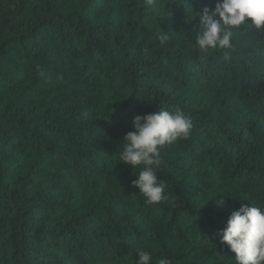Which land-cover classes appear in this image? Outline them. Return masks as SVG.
I'll return each instance as SVG.
<instances>
[{
	"label": "trees",
	"instance_id": "obj_1",
	"mask_svg": "<svg viewBox=\"0 0 264 264\" xmlns=\"http://www.w3.org/2000/svg\"><path fill=\"white\" fill-rule=\"evenodd\" d=\"M217 2L0 0V264H236L216 232L264 205V33L194 48ZM161 108L193 126L161 149L167 199L148 205L117 159Z\"/></svg>",
	"mask_w": 264,
	"mask_h": 264
},
{
	"label": "clouds",
	"instance_id": "obj_2",
	"mask_svg": "<svg viewBox=\"0 0 264 264\" xmlns=\"http://www.w3.org/2000/svg\"><path fill=\"white\" fill-rule=\"evenodd\" d=\"M146 2L151 6L155 0ZM197 13L199 30L195 34L193 47L201 52L217 48L232 49L234 30L241 26L251 29L256 37L264 33V0H218L214 10L210 11L204 6ZM159 38L164 41L168 35L161 32ZM192 126L191 118L179 109L169 111L161 108L156 113L133 117L132 130L123 138L117 161L132 169H139L132 183L146 204H158L167 199L166 184L157 175L161 165V149L186 139ZM222 203V200L217 201L218 205ZM216 236L235 254L236 264H264V205L241 203L238 210L231 212ZM136 256L135 264H151L150 252L141 250ZM159 264L172 262L162 258Z\"/></svg>",
	"mask_w": 264,
	"mask_h": 264
}]
</instances>
